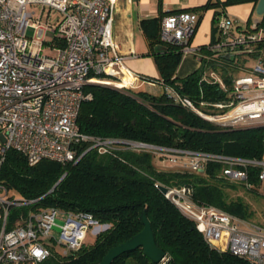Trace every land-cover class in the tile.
I'll return each instance as SVG.
<instances>
[{
	"label": "built area",
	"instance_id": "built-area-1",
	"mask_svg": "<svg viewBox=\"0 0 264 264\" xmlns=\"http://www.w3.org/2000/svg\"><path fill=\"white\" fill-rule=\"evenodd\" d=\"M116 1L0 0V166L9 148L23 153L30 164L43 159L68 163L89 149L106 153L123 144L158 153L171 168L190 172L202 170L207 162H220L225 179L247 188L252 186L249 171L257 167L258 192L264 195V158L102 138L80 130L81 103L92 96L86 85L134 89L155 83L152 77L125 66L128 54L120 51L112 34ZM43 17L46 23H41ZM197 23L198 15L192 11L165 13L159 38L176 47L181 56L196 55L201 65L202 46L192 44ZM236 25L231 16L222 14L217 21L218 40L206 45L208 68L201 80L217 83L225 92L223 99L198 104L171 86L164 89L175 103L221 126L264 124V52L241 68L243 73L229 71V83L210 63L221 67L222 56L252 52L253 43L264 35L262 27L251 29L255 19L251 27ZM45 47L55 54L45 52ZM83 143L87 147L79 154ZM166 187L165 196L194 221L211 246L264 264V224L194 200L190 186ZM32 201L12 196L0 182V264H42L53 250L71 253L82 246L89 230L97 234L106 228L91 213L55 206L14 214V208Z\"/></svg>",
	"mask_w": 264,
	"mask_h": 264
},
{
	"label": "trees",
	"instance_id": "trees-1",
	"mask_svg": "<svg viewBox=\"0 0 264 264\" xmlns=\"http://www.w3.org/2000/svg\"><path fill=\"white\" fill-rule=\"evenodd\" d=\"M257 2L220 0L219 3L226 7L242 3L256 6ZM207 4L212 3L209 1ZM160 18H142L140 24L160 75L151 79L161 89L151 91L86 85L85 90L92 96L81 103L78 115L80 130L102 138L264 158V124L221 126L168 97L165 85L198 104L201 100L214 102L223 99L225 92L217 83L201 80L202 73L208 68L205 56L210 51L206 45L201 48L202 63L196 70L184 77L174 76L181 53L176 47L160 40ZM255 20L256 26L251 29H264V14ZM248 26L251 27L250 23ZM156 45H162L163 49L155 50ZM261 52H264V35L253 43L252 52L239 54L233 59L222 56L221 67L215 62L210 63L229 83V71L243 73L241 68H247ZM86 147V143L79 145V154ZM157 160L156 154L151 151H137L118 144L106 153L89 149L77 161L60 163L43 159L30 164L23 153L9 148L0 166V182L12 196L33 200L28 205L14 208V214L55 206L91 213L106 225L94 235L93 240H88L87 234L82 246L71 253L62 254L53 250L42 264H98L111 247L126 241L143 228L142 212L151 223L156 244L165 252L164 259L153 262L144 254L142 247H137L121 254L111 264H254L245 257L211 246L194 221L186 217L158 185L190 186L194 200L251 219L254 213L250 205L240 196L233 197L231 191L238 186L248 192L262 193L258 192V168L250 169L252 186L247 188L225 179L221 175L220 162L210 161L202 170L190 172L178 168L160 169Z\"/></svg>",
	"mask_w": 264,
	"mask_h": 264
},
{
	"label": "crops",
	"instance_id": "crops-1",
	"mask_svg": "<svg viewBox=\"0 0 264 264\" xmlns=\"http://www.w3.org/2000/svg\"><path fill=\"white\" fill-rule=\"evenodd\" d=\"M209 1L212 4H207ZM219 2L220 0H117L112 34L120 51L123 54H128L125 66L131 71L154 79L160 76L152 55V48L148 44L144 29L140 24L142 18L162 16L165 13L181 10L195 12L198 15V23L192 44L199 47L218 40L217 21L222 14L231 16L236 22V26L241 28L244 27L241 25L242 22H246L247 25L252 22L251 17L255 11L253 3L222 7ZM154 48L160 51L163 46L156 45ZM131 52H134L135 55H130ZM200 55H203L202 50ZM199 66L200 62L196 55L181 56L174 76L184 77ZM152 86L161 89L157 83ZM142 87L150 90L148 87L151 86L144 84Z\"/></svg>",
	"mask_w": 264,
	"mask_h": 264
},
{
	"label": "water",
	"instance_id": "water-1",
	"mask_svg": "<svg viewBox=\"0 0 264 264\" xmlns=\"http://www.w3.org/2000/svg\"><path fill=\"white\" fill-rule=\"evenodd\" d=\"M255 12L259 15L264 14V0H258L255 6ZM225 57L229 59H233V56H225ZM158 187L163 193L167 191V187L164 185L159 184ZM141 222L143 224V228L139 232L134 234L126 241L111 247L102 257V259L98 264H111L112 261L121 254L135 250L137 247H142L144 254L153 262H159L164 257L165 252L156 244L151 223L147 218L145 212H142Z\"/></svg>",
	"mask_w": 264,
	"mask_h": 264
},
{
	"label": "rangeland",
	"instance_id": "rangeland-1",
	"mask_svg": "<svg viewBox=\"0 0 264 264\" xmlns=\"http://www.w3.org/2000/svg\"><path fill=\"white\" fill-rule=\"evenodd\" d=\"M30 10H32V9H30ZM38 13H39V10L37 9L36 16H37ZM55 16H56L55 12L52 13V20L55 19ZM259 16L260 15L257 14L254 11L253 15L251 17V21H253L254 19L258 18ZM41 23H46L45 17L42 18ZM241 25L244 26V27L247 26L246 22H244V23L242 22ZM44 51L49 53V54H55V51L53 49L49 48V47H45ZM150 86L151 87H148V88H150L151 91L160 90V88H158L157 86H152V85H150ZM139 88L140 89H145V88L142 87V85L140 87H138L137 89H139ZM146 90H149V89L146 88ZM218 111H220V110H218ZM0 128H1V126H0ZM156 156H157V159H158L157 160V164H158L157 167L158 168H160V169L171 168L170 166H168V165H166L165 163L162 162V158H161V156L159 158V154L158 153L156 154ZM262 188H264V184H262ZM231 195L233 197L240 196L241 198H243V200L250 205V209L254 213V215H253V217L251 219L254 220L257 223L264 224V195L258 194V193H254V192H250V191L248 192V191H246L243 188L238 187V186H237V188H235L234 190L231 191ZM56 234H57V236H59L58 232ZM94 235L95 234H93L91 232V230H89L87 239L88 240L89 239L93 240ZM57 246H58L59 249L63 250V246L62 245L58 244Z\"/></svg>",
	"mask_w": 264,
	"mask_h": 264
}]
</instances>
